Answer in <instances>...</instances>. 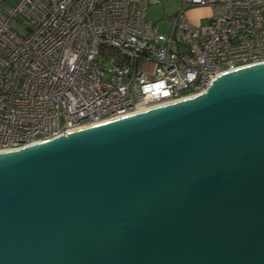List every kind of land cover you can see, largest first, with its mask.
<instances>
[{
  "label": "water",
  "instance_id": "water-1",
  "mask_svg": "<svg viewBox=\"0 0 264 264\" xmlns=\"http://www.w3.org/2000/svg\"><path fill=\"white\" fill-rule=\"evenodd\" d=\"M0 264H264V62L0 151Z\"/></svg>",
  "mask_w": 264,
  "mask_h": 264
},
{
  "label": "built area",
  "instance_id": "built-area-1",
  "mask_svg": "<svg viewBox=\"0 0 264 264\" xmlns=\"http://www.w3.org/2000/svg\"><path fill=\"white\" fill-rule=\"evenodd\" d=\"M0 0V151L175 102L264 62V0ZM210 6L199 22L185 11Z\"/></svg>",
  "mask_w": 264,
  "mask_h": 264
},
{
  "label": "rangeland",
  "instance_id": "rangeland-1",
  "mask_svg": "<svg viewBox=\"0 0 264 264\" xmlns=\"http://www.w3.org/2000/svg\"><path fill=\"white\" fill-rule=\"evenodd\" d=\"M9 4H16L19 0H4ZM181 0H158L147 7L146 15L155 27L162 34H167L171 23V18L175 11L179 9ZM212 13L210 6H191L186 9L187 18L196 23L203 20Z\"/></svg>",
  "mask_w": 264,
  "mask_h": 264
},
{
  "label": "bare ground",
  "instance_id": "bare-ground-1",
  "mask_svg": "<svg viewBox=\"0 0 264 264\" xmlns=\"http://www.w3.org/2000/svg\"><path fill=\"white\" fill-rule=\"evenodd\" d=\"M101 123H103V122H101ZM83 127H85V126H83ZM79 128H81V127H79Z\"/></svg>",
  "mask_w": 264,
  "mask_h": 264
}]
</instances>
